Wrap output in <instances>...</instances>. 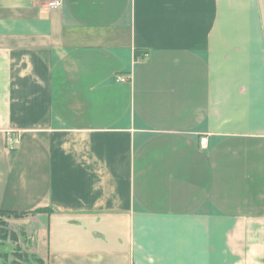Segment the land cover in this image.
Returning <instances> with one entry per match:
<instances>
[{"label": "crops", "instance_id": "obj_1", "mask_svg": "<svg viewBox=\"0 0 264 264\" xmlns=\"http://www.w3.org/2000/svg\"><path fill=\"white\" fill-rule=\"evenodd\" d=\"M51 1L0 0V214L28 251L264 264V0Z\"/></svg>", "mask_w": 264, "mask_h": 264}, {"label": "rangeland", "instance_id": "obj_2", "mask_svg": "<svg viewBox=\"0 0 264 264\" xmlns=\"http://www.w3.org/2000/svg\"><path fill=\"white\" fill-rule=\"evenodd\" d=\"M15 216L0 214V233L5 235V238H0V264H11L12 261L23 264L25 260H30L29 264H35L31 257L34 253L28 251L27 245V239L31 236L29 233L28 236H23V230L29 226L16 220Z\"/></svg>", "mask_w": 264, "mask_h": 264}, {"label": "trees", "instance_id": "obj_3", "mask_svg": "<svg viewBox=\"0 0 264 264\" xmlns=\"http://www.w3.org/2000/svg\"><path fill=\"white\" fill-rule=\"evenodd\" d=\"M1 214H5V215H18V213H11V212H2ZM0 238H5V235L2 233H0ZM19 253V252H18ZM7 255V254H6ZM24 255H26V253L24 252ZM31 257L34 259V262H36L35 264H45L44 261L37 257L35 254H32ZM31 257H29V259H31ZM30 260H25V262L23 264H29ZM11 264H21V263H17V262H14L12 261Z\"/></svg>", "mask_w": 264, "mask_h": 264}, {"label": "built area", "instance_id": "obj_4", "mask_svg": "<svg viewBox=\"0 0 264 264\" xmlns=\"http://www.w3.org/2000/svg\"><path fill=\"white\" fill-rule=\"evenodd\" d=\"M60 5H61V2L59 0H54V1H51L49 3V6L51 8H57ZM123 80H125V79H123ZM8 141H9L10 144L13 143V142L15 143V142L18 141V138L15 137V136H10L9 139H8ZM201 143H202V145H206L208 143V138L207 137L202 138Z\"/></svg>", "mask_w": 264, "mask_h": 264}]
</instances>
